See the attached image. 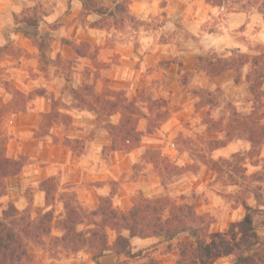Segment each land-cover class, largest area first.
Masks as SVG:
<instances>
[{
    "label": "rangeland",
    "instance_id": "1",
    "mask_svg": "<svg viewBox=\"0 0 264 264\" xmlns=\"http://www.w3.org/2000/svg\"><path fill=\"white\" fill-rule=\"evenodd\" d=\"M34 5L40 7L37 30L49 41L45 59L23 34L34 32L21 21L36 12L28 10ZM129 13L132 20L109 17L98 29L90 27L98 18L84 16L72 1L0 0V129L6 156L27 158L21 172L6 179L0 215L9 201L24 210L28 197L31 209H42L44 194L37 186L55 176L58 191L72 192L87 211L96 209L102 197L123 211L141 195L191 204L196 213L212 219L214 237L235 244L243 235L245 204L256 205V190L264 209V144L252 150L241 124L264 116V97L253 112L246 67L238 83L233 71L210 79L197 58L264 49V20L255 9L243 10L240 4L212 7L203 0H130ZM73 45L87 56H75ZM85 83L115 99L135 100L136 128L142 133L139 147L108 148L112 137L106 125L116 124L120 115L96 122L95 115L77 107L70 88ZM52 107L70 120L53 124L44 135L39 132L42 116ZM163 111L166 116L159 114ZM258 123H264V117ZM64 137L84 138L82 148L72 152ZM53 210L51 235L61 236L56 224L60 200ZM78 229H86L85 222ZM258 232L264 238V228ZM107 233L111 244L116 234L109 229ZM49 241L45 250L30 244L32 257L26 264H94L89 254H71ZM183 241L191 243L190 234L170 242L133 240L132 249L142 250V260L108 254L101 263L154 259L176 264L177 244ZM231 260L211 248L208 264Z\"/></svg>",
    "mask_w": 264,
    "mask_h": 264
},
{
    "label": "trees",
    "instance_id": "2",
    "mask_svg": "<svg viewBox=\"0 0 264 264\" xmlns=\"http://www.w3.org/2000/svg\"><path fill=\"white\" fill-rule=\"evenodd\" d=\"M70 3L73 0H67ZM81 5L84 16L95 15L98 20L90 23V27L102 29L104 20L115 17L120 22L132 20L129 13L130 0H77ZM212 7H222L226 3L240 4L243 10L255 9L264 20V0H203ZM39 6L28 8L34 12L31 16L24 15L21 21L33 27L34 32L23 34L36 46L42 59L46 57L49 41L38 32L40 15H36ZM37 9V10H36ZM40 12V11H39ZM80 46L89 47L82 43ZM80 46L73 45L75 56L85 57ZM197 63L205 74L213 79L226 71L235 73L234 81L240 80V71L247 68L245 81L247 92L254 104V111L259 109L264 97V49L255 54L235 53L230 57L206 54L197 58ZM67 81V79H66ZM72 98L77 107L84 108L95 115L96 122L101 117H110L119 114L116 124L107 123L111 143V151H130L139 147L141 131L136 128L135 100L127 101L113 94L95 91L93 85L82 84L78 88H70ZM113 93V92H112ZM118 98V99H115ZM166 116L167 112L159 113ZM253 115V114H252ZM252 116L249 115V118ZM264 116L256 117L253 123L242 121L245 139L250 143L251 149L264 144V123H258ZM253 119V118H252ZM63 120L70 117L59 113L52 107L50 112L44 113L39 132L46 135V131L53 124H64ZM259 130V131H258ZM151 131V129H148ZM258 131V132H256ZM64 144L75 152L82 148L84 138L64 137ZM148 152H155L148 150ZM27 165L25 156L9 158L6 156V140L0 129V198L7 192L6 179L17 176ZM236 184V183H235ZM68 188V187H67ZM28 188H26V191ZM37 190L44 194L43 208H32V198H27V207L19 211L13 202L7 203L6 209L0 215V264H26L32 257L30 244L46 249V239L52 245L58 246L62 251L76 254L81 251L89 254L94 264H102L101 259L108 254L124 256L136 262L143 259L142 250L133 251L132 238H157L162 242H170L178 235L188 233L191 243L179 242L176 264H208L211 248L232 257L230 264H264V238L258 228H264V209L260 208L261 195L255 191V207L245 204L246 220L241 223L243 235L235 244L210 233L212 219L208 214L196 213L193 205L188 203H175L166 197L146 198L136 197L128 210H119L112 206L108 197L99 199L96 209L85 210L79 204L72 192H59L55 176L43 179ZM56 196L58 198L56 199ZM60 200L62 212L56 221L61 230V236H52V223L54 221L53 206ZM50 208L49 210H46ZM86 229L79 230L78 226L84 224ZM115 232L116 237L110 244L107 231ZM126 232L127 234H124ZM139 264H161L160 261L149 259Z\"/></svg>",
    "mask_w": 264,
    "mask_h": 264
},
{
    "label": "crops",
    "instance_id": "3",
    "mask_svg": "<svg viewBox=\"0 0 264 264\" xmlns=\"http://www.w3.org/2000/svg\"><path fill=\"white\" fill-rule=\"evenodd\" d=\"M72 3L76 4L78 10H80L81 5H80V3H79L77 0H73ZM133 240H147V239L132 238V239H131V242H133ZM106 257H107V256H106ZM106 257H104V258H106ZM102 263H103V262H102Z\"/></svg>",
    "mask_w": 264,
    "mask_h": 264
}]
</instances>
